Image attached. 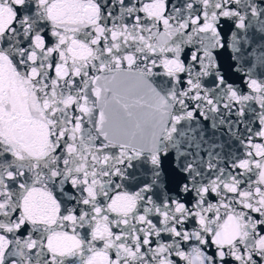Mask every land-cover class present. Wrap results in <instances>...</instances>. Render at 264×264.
<instances>
[{
    "label": "snow or ice",
    "instance_id": "1",
    "mask_svg": "<svg viewBox=\"0 0 264 264\" xmlns=\"http://www.w3.org/2000/svg\"><path fill=\"white\" fill-rule=\"evenodd\" d=\"M0 264H264V0H0Z\"/></svg>",
    "mask_w": 264,
    "mask_h": 264
}]
</instances>
